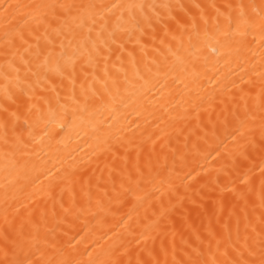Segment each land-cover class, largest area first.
<instances>
[{
  "label": "bare ground",
  "instance_id": "6f19581e",
  "mask_svg": "<svg viewBox=\"0 0 264 264\" xmlns=\"http://www.w3.org/2000/svg\"><path fill=\"white\" fill-rule=\"evenodd\" d=\"M105 2L144 5L143 15L148 17L141 25L143 34L140 30L134 31L131 38L122 34L124 51H116L108 63L109 72L122 85L114 105L117 111L111 112L112 105L107 109L89 105L84 110L82 104L76 102L84 82L82 75L73 86L67 79L61 84V78L54 73H49L47 79L42 73L39 81L28 74L27 83L32 87L25 85L27 96L24 99L28 105L41 109L44 115L35 129L36 139L39 141L44 135L45 127L49 136L39 144H30L28 154L23 156V160L28 161L27 166L11 173L4 170V145L0 139V247L8 228L5 208L8 221L15 228L23 223L25 232L30 231L27 221L31 218L40 224L42 238L46 235L48 241L58 242L66 249L71 239L75 245L74 255L85 261L89 259L87 252L92 253L93 260H106L113 249H119L120 253L128 249L123 259L131 258L133 264L137 258L151 261L149 251L161 264L165 260L173 264L174 260L210 259L217 253L218 246L220 251L225 247L231 250L230 246L242 247L245 235H251V228L245 229L243 201L230 189L239 188L238 181L233 184L237 175L253 164L259 165L260 160L258 157L245 160L238 155L239 144L245 139L240 133L246 134V129H240L238 121L220 103L217 84L208 82L216 69L221 75L229 71L220 53L213 52L218 47L217 39L223 41L224 37L216 32L217 11L210 6L215 5L220 12H225L228 4L259 5L261 0ZM134 11L140 15V9ZM220 20L223 22L222 16ZM37 34L46 54L43 29ZM31 42L35 46V39ZM55 44L59 53L58 39ZM2 45L3 29L0 28V47ZM128 52L133 53L135 63ZM43 59L41 56V63ZM192 62L201 74L197 83H194ZM159 66L174 71L167 76L162 72L157 74ZM77 69L79 72V64ZM3 71L0 59V102L3 100ZM25 73L21 65V82L25 80ZM91 81L89 75L85 87ZM53 82L60 85L55 92ZM57 93L60 104L67 108L66 117L56 103ZM46 99L51 102V112ZM73 110H76L75 116ZM106 136L112 137V143L119 138L124 146L117 145L114 153L105 151ZM128 140L132 141L130 145ZM137 158L142 166L151 161L154 177L153 183L138 191L141 199L120 195L121 185L127 187L128 172ZM70 173L74 174V187L65 179ZM255 182L258 185V175ZM169 183L176 186L175 193L169 191ZM161 203L170 209L165 216H161ZM61 204L71 211L65 213ZM256 205L255 212L251 206L246 211L248 220L259 230L258 201ZM42 213H46L43 219ZM225 224L229 227L225 228ZM40 247L45 249L43 243ZM194 249L203 255L197 256ZM18 258L37 260L40 252L26 247Z\"/></svg>",
  "mask_w": 264,
  "mask_h": 264
},
{
  "label": "snow or ice",
  "instance_id": "6c2138e0",
  "mask_svg": "<svg viewBox=\"0 0 264 264\" xmlns=\"http://www.w3.org/2000/svg\"><path fill=\"white\" fill-rule=\"evenodd\" d=\"M144 7V5L105 2V0H87V2L84 0H37L31 3L0 0V28L3 29L0 59L3 60L4 69L2 73L3 100L0 102V139L4 145L5 172L11 173L20 167H26L28 161L23 160V156L28 154L29 145L39 144L46 136H49L48 129L45 127L44 135L40 136L39 141L36 139L35 129L44 120V115L41 109H37L35 105H28V101L24 99L27 96L25 85L27 88L32 87L30 83H27L28 74L37 77L39 81L42 73L46 79L49 78V73H54L61 78V84L64 79H67L73 86L78 76L82 75L84 82L81 83L80 99L76 102L82 104L84 110H87L89 105L105 109L112 105L111 112L117 111L114 105L122 85L109 72L108 63L112 54L116 51L121 53L124 51L122 34L129 38L137 30L143 34L141 25L148 21V17L143 15ZM210 7L217 11L216 32L224 37L223 41L217 39L218 47L214 48L213 52L220 53V58L224 59L229 71L221 75L219 69H216L215 75L208 78V82L217 84L216 91L219 93L220 103L238 121L240 129H246V134L240 133L245 139L239 144L238 155L245 160L249 157H258L260 160L259 165L253 164L242 174L237 175L233 184L235 185L238 181L239 188L230 189L237 199L244 203L245 229L251 228V235H245L243 246L240 248L230 246L231 250L225 247L223 251H220L218 246V255L213 253L210 259L174 260L173 264H264V0H261L259 5L228 4L225 6V12H220L215 5ZM135 9H140L139 16ZM221 16L223 22L220 20ZM192 26L194 29L197 28L195 21ZM41 28L46 41V54L40 46L41 37L37 34ZM205 35L207 36V29H205ZM31 39H35V46ZM57 39L59 53L55 50ZM34 47L35 51H33ZM41 56L44 57L42 63ZM128 56L135 63L133 53L128 52ZM21 65L26 69L24 82H21L19 77ZM192 67L194 83H197L201 74L196 71L194 62ZM86 69H91V73ZM171 71L174 69L166 66L157 68V74L162 72L165 76ZM89 75L92 81L85 87ZM59 86L53 82L52 90L55 92L56 87ZM73 98L76 99L75 87H73ZM215 98L214 94L213 99ZM28 99L30 100L31 97ZM45 102L49 104L51 112L50 100L46 99ZM56 103L63 109L66 117L67 108L60 104L59 93L56 95ZM72 115H76V110H73ZM22 116L23 126L21 125ZM112 119H115V116H112ZM109 127L112 126L109 125ZM111 139V136L104 138L105 151L114 153L117 145L124 146V142L119 138H116V143L110 142ZM131 143V140L127 141V144ZM257 175L258 185L255 182ZM65 179L70 186L74 187L76 183L74 174H68ZM153 180L151 161L142 166L137 158L132 170L128 172L127 187L124 184L121 185L123 192L120 195H131L141 199L142 197L137 195L138 191L144 190L147 184L153 183ZM176 190V186L169 183V191L175 193ZM145 195L147 196L148 193L145 192ZM257 201L261 210L256 218L259 230L248 220L246 211L251 206L255 212ZM60 206L65 213L71 211V209H64L63 204ZM160 207L161 216L167 215L170 211L162 203ZM53 209H55V202ZM5 213V223L8 228L2 236L0 253L3 258L0 259V264H133L131 258L127 261L123 259L124 255H128V249H125L123 253H120L119 249H113L106 260H93L92 253L87 252L89 259L85 261L74 255L75 245L72 244L71 239L67 241L68 249H72L69 251L58 242L48 241L46 235L42 238L38 222L29 218L27 223L30 225V231L25 232L23 223L19 228H15L8 221L7 208ZM44 215L46 213H42L41 219ZM239 224L240 220L237 217V238H239ZM224 227L229 226L225 224ZM41 243L45 245L43 250L40 247ZM26 247L29 251L34 248L40 252V258L19 259V253ZM193 251L197 253V256L203 255L197 249ZM148 255L152 257L151 261H142L137 258L135 264H161L151 251ZM164 264L168 262L165 260Z\"/></svg>",
  "mask_w": 264,
  "mask_h": 264
}]
</instances>
